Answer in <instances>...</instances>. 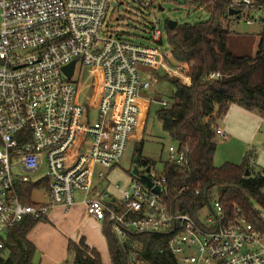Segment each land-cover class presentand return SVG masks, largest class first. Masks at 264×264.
Instances as JSON below:
<instances>
[{"label": "built area", "instance_id": "2783aa9c", "mask_svg": "<svg viewBox=\"0 0 264 264\" xmlns=\"http://www.w3.org/2000/svg\"><path fill=\"white\" fill-rule=\"evenodd\" d=\"M113 3L0 0V257L13 228L26 219H46L58 207L69 211L81 193L88 216L107 222L121 245L130 234H158L167 244L160 253L166 250L179 264H264V233L240 215L230 219L219 201L197 218L175 212L167 202L166 176L152 167L150 174L146 168L141 173L153 187L134 176L126 190L115 186L122 192L118 203L94 188L95 176L105 178L95 167H117L137 139L140 102L156 83L151 71L191 83L192 64L172 66L159 48L103 34ZM230 10L248 13L247 25L264 24L259 0H231ZM162 36L154 18L151 40L162 44ZM72 63L69 80L64 68ZM79 64L93 69L99 80L88 107L78 102L79 88L72 81ZM216 135L225 137L219 128ZM168 152L169 162L181 165L189 150L177 145ZM42 170L44 177L34 182L30 176ZM26 184L44 188V200L25 203L20 187ZM133 248L129 264H144L141 249Z\"/></svg>", "mask_w": 264, "mask_h": 264}, {"label": "trees", "instance_id": "16d2710c", "mask_svg": "<svg viewBox=\"0 0 264 264\" xmlns=\"http://www.w3.org/2000/svg\"><path fill=\"white\" fill-rule=\"evenodd\" d=\"M230 2L184 0L186 6L203 8L210 15L209 20L195 25L178 24L174 30L169 25L165 28L170 45L169 63L172 66L188 63L192 67L190 84L159 71L151 74L156 81L166 82L171 88V108L159 112L163 130L180 148L189 150L185 163L166 162L162 174L169 182L167 202L175 212L197 218L205 207L219 201L230 219L240 215L264 233L260 212L264 211V170L252 173L250 154L240 165H214L217 123L231 105L264 117V24L256 55L234 56L229 50L230 31L222 25V20L229 17ZM259 6L264 17V0H259ZM212 73H219L222 78L209 80ZM139 148L136 156L141 165L153 168L151 161L142 160ZM38 188L39 184L20 187L23 201L31 204L32 194ZM43 220L26 219L9 232L0 264H36V249L27 236ZM104 223L111 264H129L134 246L141 249L144 264H179L166 250L160 253L167 246L160 235L130 234L121 245L108 223ZM69 252L74 255V264H103L100 253L84 241L70 243Z\"/></svg>", "mask_w": 264, "mask_h": 264}, {"label": "rangeland", "instance_id": "374dc122", "mask_svg": "<svg viewBox=\"0 0 264 264\" xmlns=\"http://www.w3.org/2000/svg\"><path fill=\"white\" fill-rule=\"evenodd\" d=\"M114 1L118 6L113 7L111 5L109 7L102 30L103 34H114L117 37L127 39L136 44L159 48L169 56H171L170 45L165 31L169 21H175L179 25H195L206 22L210 18V15L203 8L197 9L186 6L184 5V0ZM147 3L151 4V6L145 7ZM160 7H162L163 10H161ZM248 15V13L244 12L236 16H229L222 20L223 27L225 29L228 28L230 31L229 50L236 57H254L258 51L262 26L258 22L247 25L246 19ZM154 18L157 19L163 27L162 44H155L151 40ZM152 71L156 72V70ZM152 71L151 73H153ZM161 74L164 75V73ZM167 76L180 80L176 77ZM72 81L79 88L78 102L86 107L90 106L96 94V87L99 82L94 70L82 67L79 64L77 65L75 76ZM170 97L171 88L166 82L161 83L156 81L154 87L144 93V99L140 102L141 116L140 126L136 132L137 139L130 143L125 158L117 168L114 167L115 169L97 167V173L102 171L105 174V178L100 184L101 190H104L109 183L113 186V189H115L114 185H120L123 191L128 188L131 182V173L136 166V163H134V156L138 154L139 147H141L142 150V160L146 159L151 161L154 164L153 168L155 172L158 174L163 173L164 164L169 162V148L177 146L168 134L164 132L162 121L159 118V112L163 110V102L169 103L171 108L172 101ZM222 144L223 143H221L217 149L219 157L223 149ZM216 163H220L219 158L216 159ZM242 163L243 161L240 162V164ZM220 165L222 164H219V166ZM45 173L46 171L42 170L39 174L31 175L30 177L36 182L43 178ZM42 189L43 190H36L33 192V203L43 201L46 197V191L44 188ZM121 190H115L118 201H120L122 197ZM102 201L108 202V199L102 198ZM260 212L264 220V211L260 210ZM41 223L52 225L48 220H43ZM58 226L60 225H55V228H59ZM50 227L52 228V226ZM189 254L195 255L196 252L191 251ZM106 263L109 264L110 260L108 259ZM64 264H74V255L72 253L67 255Z\"/></svg>", "mask_w": 264, "mask_h": 264}, {"label": "crops", "instance_id": "0c3cea01", "mask_svg": "<svg viewBox=\"0 0 264 264\" xmlns=\"http://www.w3.org/2000/svg\"><path fill=\"white\" fill-rule=\"evenodd\" d=\"M217 125L224 132L225 137L217 138V149L221 143H223V149L220 157L216 151L214 157L216 167H221L224 164L239 165L250 154L252 173L257 174L264 170V117L255 111H247L237 105H231ZM218 158L220 163H216ZM219 164L222 165L219 166ZM97 167H95L96 173ZM130 177L132 179V176ZM102 181H99L95 176L93 179L94 188L101 190ZM112 187L109 183L104 189L106 191H101L108 193L111 196V201L118 203L120 201L115 195L116 188L113 189ZM45 220L50 221L52 225L43 224L40 221L27 236V239L36 249L34 263L64 264L67 255L70 253V243L79 244L84 241L87 246L100 253L103 264L108 259L110 260L109 264H111L108 242L104 234L105 223L88 216L81 193H77L76 204L69 211L61 207L55 208ZM55 225L60 226L56 229Z\"/></svg>", "mask_w": 264, "mask_h": 264}, {"label": "water", "instance_id": "95a60500", "mask_svg": "<svg viewBox=\"0 0 264 264\" xmlns=\"http://www.w3.org/2000/svg\"><path fill=\"white\" fill-rule=\"evenodd\" d=\"M137 1H138V0H137ZM112 6H113V7H117L118 4L113 3ZM160 8H161V10H163L162 7H160ZM239 14H240V12H239V11H236V10H230V11H229V16H236V15H239ZM168 25H169V27H170L171 30H174V29L178 26V23L175 22V21H169V22H168ZM74 71H75V63H72L71 65H69V66H67V67L64 68V72H65V74H66V76H67V78H68L69 80L72 79V77H73V75H74ZM137 162H138V158H135V162H134V163H137ZM151 169H152L151 167H147L146 170H145V173L150 174ZM132 174H133L134 176H136V177H138V176H142V178H143V179L145 180V182L147 183V186H148L149 188H152V187H153V185H152L150 179H149L145 174H142V173H141V170H140L138 167H135V168L133 169ZM246 176H249V172H248V171L246 172ZM153 191H154L155 193H157V194L160 193V190H159L158 188H157V189H154Z\"/></svg>", "mask_w": 264, "mask_h": 264}, {"label": "flooded vegetation", "instance_id": "af4514ba", "mask_svg": "<svg viewBox=\"0 0 264 264\" xmlns=\"http://www.w3.org/2000/svg\"><path fill=\"white\" fill-rule=\"evenodd\" d=\"M135 158H138V162L136 163L135 167H138L140 170L144 169L145 167L141 165L139 157L135 155L134 156V161H135Z\"/></svg>", "mask_w": 264, "mask_h": 264}]
</instances>
